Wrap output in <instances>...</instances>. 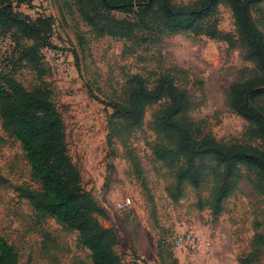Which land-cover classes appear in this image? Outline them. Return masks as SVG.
<instances>
[{"label":"rangeland","instance_id":"374dc122","mask_svg":"<svg viewBox=\"0 0 264 264\" xmlns=\"http://www.w3.org/2000/svg\"><path fill=\"white\" fill-rule=\"evenodd\" d=\"M12 1L18 13L32 20L54 18L52 47L43 51L45 75L39 79L32 66L21 60L23 42L14 30L6 32L18 46L14 39L15 44H0V74L12 76L30 91L41 86L50 90L65 125L69 156L81 174L83 189L105 211L104 225L119 238L122 264H239L248 257L255 234L264 235V185L243 178L215 215L210 173L214 163L208 160L201 163L207 176L200 190L185 184L183 197L173 202L167 189L175 184V171L154 155L158 139L153 121L167 102L147 107L140 128L109 124L113 109L108 105L128 99L130 77L139 75L153 88L162 75H168L186 95L181 118L195 137L211 135L226 145L262 148L250 124L228 106L233 84L250 80L258 72L257 65L246 58L247 48L228 3L218 5L202 23V31L174 34L154 26L159 23L154 14L144 17L151 27L141 29L135 26L140 16L136 9L128 15L108 13L97 0ZM171 2L198 9L206 0ZM88 3L90 16L95 12L100 17L95 27L82 14ZM107 13L113 21L134 23L132 32L121 37L104 30L102 17ZM252 15L264 33V2ZM3 31L0 26V39ZM257 102L264 106V97ZM244 175L254 178L245 170ZM16 186L41 190L20 143L3 130L0 119V236L16 248L19 264L29 260L32 264H93L79 234L37 212L19 197ZM185 235L195 238V250L176 245ZM253 264H264V248Z\"/></svg>","mask_w":264,"mask_h":264},{"label":"trees","instance_id":"16d2710c","mask_svg":"<svg viewBox=\"0 0 264 264\" xmlns=\"http://www.w3.org/2000/svg\"><path fill=\"white\" fill-rule=\"evenodd\" d=\"M222 1H226L233 12L236 30L247 48V60L258 68L252 79L233 84L228 106L250 124L261 140L262 148L226 145L211 135L195 137L181 118L187 106L186 95L168 75H162L153 88L141 76H132L128 80V99L124 103L108 105L113 109L109 121L111 126L129 123L134 128H140L144 124L147 107L167 102L166 108L153 121V130L158 139L154 155L157 161L175 171V184L168 187L167 195L173 202H179L184 195L182 187L185 184L196 191L200 190L207 176L206 167L201 163L209 160L214 163L210 173L213 177L211 203L215 215L222 211L225 199L232 195L243 178L264 185V106L257 102L259 96L264 97V33L252 15V10L264 0H206L198 9L178 7L171 0H144L141 3L97 0L101 10L108 13L128 15L136 9L140 16L135 26L141 29L151 27V21L144 17L154 14V20L159 22L154 26L167 28L174 34L202 31V23L214 14ZM89 7V3L83 5L82 14L95 27L100 17L94 11L90 16ZM107 14L102 17L106 22L104 30L121 37L132 32L134 23L113 21ZM54 25L53 17L39 16L32 20L18 13L12 0H0V26L6 30L2 36L7 37L6 32L14 30V35L23 42L21 60L32 66L39 79L45 75L41 69V63L45 64L43 51L52 47ZM30 41L32 45L28 44ZM0 119L3 130L20 143L32 178L41 186L40 191L16 186L14 189L19 197L29 201L37 212L76 231L80 244L91 252L93 264H122L117 252L119 238L104 225L107 218L105 211L83 189L81 174L69 156L65 125L50 90L41 86L30 91L12 76L0 74ZM133 163L140 168L135 159ZM138 170L142 185L147 189L143 172ZM244 170L254 174V178L244 175ZM263 248L264 235L256 233L251 254L241 258L239 264H253ZM0 264H19L16 248L2 236ZM27 264H32V261L29 260Z\"/></svg>","mask_w":264,"mask_h":264},{"label":"built area","instance_id":"2783aa9c","mask_svg":"<svg viewBox=\"0 0 264 264\" xmlns=\"http://www.w3.org/2000/svg\"><path fill=\"white\" fill-rule=\"evenodd\" d=\"M2 38V37H1ZM10 37H3L2 39H0V44H2V42L7 41L10 44H13L14 42L11 41L12 39ZM5 52V50H4ZM195 238L192 235H185L183 237H180L177 241H176V245L178 247H183V246H188L190 247L192 250H195L196 245H195Z\"/></svg>","mask_w":264,"mask_h":264}]
</instances>
